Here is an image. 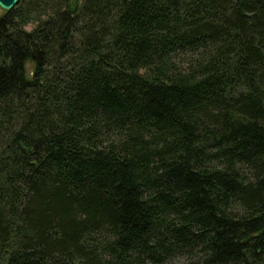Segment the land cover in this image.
<instances>
[{"label":"trees","instance_id":"16d2710c","mask_svg":"<svg viewBox=\"0 0 264 264\" xmlns=\"http://www.w3.org/2000/svg\"><path fill=\"white\" fill-rule=\"evenodd\" d=\"M175 258L264 264V0H19L0 264Z\"/></svg>","mask_w":264,"mask_h":264},{"label":"rangeland","instance_id":"374dc122","mask_svg":"<svg viewBox=\"0 0 264 264\" xmlns=\"http://www.w3.org/2000/svg\"><path fill=\"white\" fill-rule=\"evenodd\" d=\"M5 11H3L2 9H0V15H3ZM33 70V63L32 62H27L26 63V72L28 75H31ZM171 264H185L184 259L183 258H175L174 261L171 262Z\"/></svg>","mask_w":264,"mask_h":264},{"label":"water","instance_id":"95a60500","mask_svg":"<svg viewBox=\"0 0 264 264\" xmlns=\"http://www.w3.org/2000/svg\"><path fill=\"white\" fill-rule=\"evenodd\" d=\"M19 0H0V9L7 12L11 10Z\"/></svg>","mask_w":264,"mask_h":264}]
</instances>
